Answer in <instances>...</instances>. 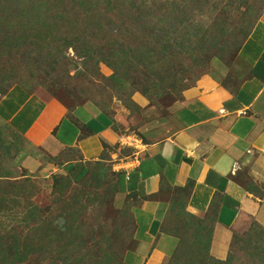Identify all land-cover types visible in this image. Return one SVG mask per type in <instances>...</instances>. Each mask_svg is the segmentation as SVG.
Returning a JSON list of instances; mask_svg holds the SVG:
<instances>
[{
    "label": "rangeland",
    "instance_id": "374dc122",
    "mask_svg": "<svg viewBox=\"0 0 264 264\" xmlns=\"http://www.w3.org/2000/svg\"><path fill=\"white\" fill-rule=\"evenodd\" d=\"M0 2V99L22 86L69 111L88 103L119 124L132 120L120 126L122 146L79 163L76 151L49 155L0 119V264H122L135 246L133 210L146 199L126 187L134 153L199 77L231 87L246 77L238 51L264 0ZM165 190L173 209L163 235L178 243L203 228L206 243L212 222L185 209V189ZM141 253L125 264H143ZM227 259L264 264V227L249 220L235 231Z\"/></svg>",
    "mask_w": 264,
    "mask_h": 264
},
{
    "label": "crops",
    "instance_id": "0c3cea01",
    "mask_svg": "<svg viewBox=\"0 0 264 264\" xmlns=\"http://www.w3.org/2000/svg\"><path fill=\"white\" fill-rule=\"evenodd\" d=\"M238 58L246 77L236 87L202 75L181 92L170 119L143 134L147 141L134 153L126 187L146 199L133 210L135 246L123 264L136 252H143V264L154 254L155 264H166L176 248L161 232L172 202L166 187L185 189V209L213 220L209 255L215 259L227 258L233 233L247 221L264 227V11ZM0 119L34 148L52 156L74 150L84 163L122 146L120 126L132 121L119 124L88 103L69 111L20 86L1 97Z\"/></svg>",
    "mask_w": 264,
    "mask_h": 264
},
{
    "label": "trees",
    "instance_id": "16d2710c",
    "mask_svg": "<svg viewBox=\"0 0 264 264\" xmlns=\"http://www.w3.org/2000/svg\"><path fill=\"white\" fill-rule=\"evenodd\" d=\"M7 1H10V0H7ZM4 3H6V2H0V5H4ZM250 31H251V29H250ZM250 31L247 33L246 37L249 35ZM246 37H245V39H246ZM245 39H244V41H245ZM20 87H22V86H20ZM22 88H24V87H22ZM102 113L111 115L110 113L105 112V111H102ZM67 151H70V150H67ZM77 162L80 163L81 161L78 160ZM88 162H90V161H88ZM85 172H86V169H82L80 171V174L82 175ZM169 189H171V188H169ZM172 203L173 202L170 203V209H169V212L167 214V217H168V215L171 213V211L173 209ZM209 220L213 221L212 219H209ZM213 226H214V222H212L211 227L208 229V236L206 234L207 238L205 240L206 243H204V244L200 243V242H203V241H201L199 239V238H202L203 237L202 235L205 233L203 228L202 229L200 228V230H199L200 233L199 234L195 233V235H192L194 237V239H186L185 241H183L182 239L178 240L177 246L174 249L173 253L169 256L168 260L166 261V264H178L179 262H183V259H187L188 260L187 264H198V261H199L201 255H204L205 259L208 258V259H210L212 261L217 262L218 264H227L228 263V259L227 260L226 259L225 260H218V259H215V258H213V257H211L209 255V245H210V239H211V233H212ZM259 226H261V225H259ZM188 241L191 243V246L190 247L187 246V249H184L185 242H188ZM201 247H203V248H201ZM191 248L194 250V252H192L193 254L191 256L187 257V255L191 254V253L188 252V250L191 249ZM122 264H123V259H122Z\"/></svg>",
    "mask_w": 264,
    "mask_h": 264
},
{
    "label": "built area",
    "instance_id": "2783aa9c",
    "mask_svg": "<svg viewBox=\"0 0 264 264\" xmlns=\"http://www.w3.org/2000/svg\"><path fill=\"white\" fill-rule=\"evenodd\" d=\"M117 168H119V169H122V168H121V167H119V166H118Z\"/></svg>",
    "mask_w": 264,
    "mask_h": 264
}]
</instances>
